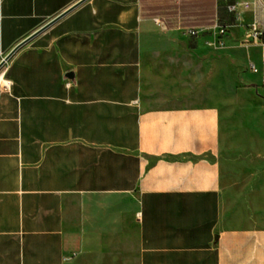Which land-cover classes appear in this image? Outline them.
<instances>
[{"label":"crops","instance_id":"0c3cea01","mask_svg":"<svg viewBox=\"0 0 264 264\" xmlns=\"http://www.w3.org/2000/svg\"><path fill=\"white\" fill-rule=\"evenodd\" d=\"M252 25L264 0H0V264H264Z\"/></svg>","mask_w":264,"mask_h":264},{"label":"built area","instance_id":"2783aa9c","mask_svg":"<svg viewBox=\"0 0 264 264\" xmlns=\"http://www.w3.org/2000/svg\"><path fill=\"white\" fill-rule=\"evenodd\" d=\"M249 9V4L246 3H232L228 5V11L235 15L236 19L239 18L244 10ZM187 34L192 37L196 38L199 36H202L203 33L200 32V30L197 29H188ZM208 35L211 37V41L208 42V45L212 48H224L225 47V41L224 38L228 36L229 33V27L224 25H216L214 28H211L209 31H206ZM264 36V33L259 29L258 26L252 25L251 29L249 31V34L247 35V41L244 43V45H250L254 43H258ZM263 63H264V57H263ZM250 69L253 73H258L259 70L254 64H251ZM12 81L8 78V68L3 65L0 68V92H10L12 89Z\"/></svg>","mask_w":264,"mask_h":264},{"label":"water","instance_id":"95a60500","mask_svg":"<svg viewBox=\"0 0 264 264\" xmlns=\"http://www.w3.org/2000/svg\"><path fill=\"white\" fill-rule=\"evenodd\" d=\"M55 20L51 21L50 23L46 24L45 26H43L40 30H38L35 34H33L30 38L26 39L22 44H20L19 46H17V48L9 55L5 58V60H7L18 48H20L21 45H23L24 43L28 42L32 37H34L35 35L39 34L40 32H42L44 29H46L47 27H49ZM5 60L0 64V68L3 66V64L5 63ZM69 76H72V74H69Z\"/></svg>","mask_w":264,"mask_h":264}]
</instances>
